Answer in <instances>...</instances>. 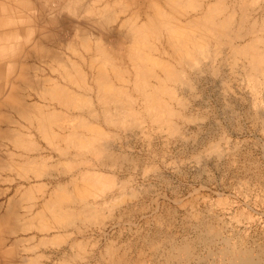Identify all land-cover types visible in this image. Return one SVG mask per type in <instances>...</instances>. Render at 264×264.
Listing matches in <instances>:
<instances>
[{
	"label": "bare ground",
	"instance_id": "obj_1",
	"mask_svg": "<svg viewBox=\"0 0 264 264\" xmlns=\"http://www.w3.org/2000/svg\"><path fill=\"white\" fill-rule=\"evenodd\" d=\"M227 1L0 0V264L92 255L123 264L113 239L95 251V237L90 253L76 235L105 233L114 210L143 193L120 177L127 151L200 131L207 116L189 110L201 84L228 80L225 68L264 100V0ZM232 251V264H256Z\"/></svg>",
	"mask_w": 264,
	"mask_h": 264
},
{
	"label": "rangeland",
	"instance_id": "obj_2",
	"mask_svg": "<svg viewBox=\"0 0 264 264\" xmlns=\"http://www.w3.org/2000/svg\"><path fill=\"white\" fill-rule=\"evenodd\" d=\"M228 1L229 4L231 1ZM121 52L124 54L125 49ZM225 69L227 72L225 70L222 76L225 79L228 77L226 84L218 82L221 79L217 78L210 84L199 86L202 91L198 89L197 94L202 96L199 94V100L194 102L189 113L193 111L198 118L207 116V119L200 131L196 125H192L184 142L174 141L167 147L157 139L150 146L148 141H140L135 144L134 153L127 151L124 142H115V149L119 148L117 151L123 148L130 153V160L126 161L130 165L125 164L127 169L124 167V171L119 172L120 177L135 178L130 180L131 185L143 186L144 190L138 198H129L119 209L114 210L113 220L116 219L108 221L106 235L94 227L90 228L92 234L90 229L84 231L83 235L75 233L77 239L84 236L85 241L88 240L87 249H90V253L92 243L101 241L94 248L97 251L98 247H103L113 239L117 246L122 245L121 253H127L128 257L122 258L123 264H232L229 255H225L228 250H234V253L242 250L247 251V254L250 252L256 264H264V100L253 96L251 91H244L241 82L238 83L239 77ZM229 80L233 81L232 84ZM226 85H230L233 91H229ZM119 142L122 144L120 147L117 146ZM216 144L221 147L219 152L212 149V145ZM133 154L132 159L138 160L139 157V171L133 170V163L137 162L131 163ZM145 167L154 168L146 179L141 177ZM154 245V249L151 248ZM185 245L187 254L183 251L178 253ZM63 247L65 245L60 247L59 252L55 250V257L63 255ZM169 248L170 252L173 250L174 256L180 254V257L174 258L171 254L170 258H165V249ZM89 257L86 260L74 258L75 261L73 258L28 259L39 260L33 261L34 264H60L64 261L65 264H106L103 258ZM17 259L22 261V258Z\"/></svg>",
	"mask_w": 264,
	"mask_h": 264
}]
</instances>
